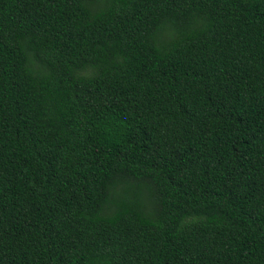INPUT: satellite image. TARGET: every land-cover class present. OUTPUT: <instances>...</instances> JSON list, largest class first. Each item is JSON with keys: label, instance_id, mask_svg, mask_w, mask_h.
<instances>
[{"label": "trees", "instance_id": "1", "mask_svg": "<svg viewBox=\"0 0 264 264\" xmlns=\"http://www.w3.org/2000/svg\"><path fill=\"white\" fill-rule=\"evenodd\" d=\"M0 264H264V0H0Z\"/></svg>", "mask_w": 264, "mask_h": 264}]
</instances>
